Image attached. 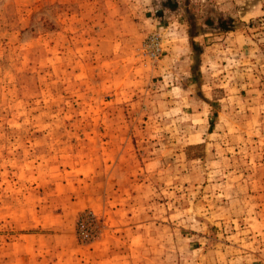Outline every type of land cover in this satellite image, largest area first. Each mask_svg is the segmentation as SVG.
<instances>
[{
  "label": "rangeland",
  "instance_id": "obj_1",
  "mask_svg": "<svg viewBox=\"0 0 264 264\" xmlns=\"http://www.w3.org/2000/svg\"><path fill=\"white\" fill-rule=\"evenodd\" d=\"M0 264H264V0H0Z\"/></svg>",
  "mask_w": 264,
  "mask_h": 264
}]
</instances>
